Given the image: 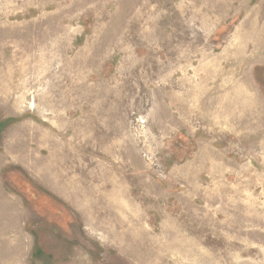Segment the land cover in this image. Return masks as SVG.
Instances as JSON below:
<instances>
[{"label": "rangeland", "instance_id": "374dc122", "mask_svg": "<svg viewBox=\"0 0 264 264\" xmlns=\"http://www.w3.org/2000/svg\"><path fill=\"white\" fill-rule=\"evenodd\" d=\"M0 264H264V0H0Z\"/></svg>", "mask_w": 264, "mask_h": 264}]
</instances>
